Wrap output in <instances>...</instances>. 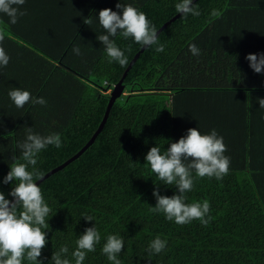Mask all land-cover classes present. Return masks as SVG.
Segmentation results:
<instances>
[{
	"label": "trees",
	"instance_id": "16d2710c",
	"mask_svg": "<svg viewBox=\"0 0 264 264\" xmlns=\"http://www.w3.org/2000/svg\"><path fill=\"white\" fill-rule=\"evenodd\" d=\"M119 2L145 13L158 31L178 14L180 0H25L20 6L25 14L15 24L0 13L5 33L0 46L10 57L0 66V192L9 201L13 185L3 179L12 157L21 155L17 144L25 140L26 127L41 136L60 135V148L48 145L37 156L35 168L44 176L88 143L110 92L145 47L93 143L37 185L51 209L48 227L42 228L47 243L37 259L52 264V255L67 246L65 258L75 264L77 239L95 225L101 239L83 264H112L102 252L108 235L123 239L121 264H264V108H258L264 72L254 73L245 59L264 54V0H196L192 5L200 15L180 14L151 47L119 34L110 37L128 58L123 67L110 61L97 40L107 34L99 11L120 14ZM89 17L92 23L86 25ZM159 44L163 52L155 51ZM191 44L199 55L189 51ZM14 88L43 97L46 104L30 100L17 108L8 95ZM231 94L222 104L219 96ZM193 128L202 135L214 129L223 137L229 171L220 180L193 172L185 203L207 200L209 223L177 225L150 209L156 206L154 190L169 198L179 193L159 180L144 158L155 146L163 153L168 142ZM86 215L92 221H85ZM157 236L166 247L150 253Z\"/></svg>",
	"mask_w": 264,
	"mask_h": 264
},
{
	"label": "clouds",
	"instance_id": "9594fccd",
	"mask_svg": "<svg viewBox=\"0 0 264 264\" xmlns=\"http://www.w3.org/2000/svg\"><path fill=\"white\" fill-rule=\"evenodd\" d=\"M25 0H0V13L9 17V23H17L18 16L25 13L20 11V6ZM120 14L111 9H103L98 13V22L107 34L100 35L97 40L103 45L110 61H116L120 66H126L128 58L125 56L115 41L110 37L119 34L124 39L132 38L135 43L151 47L158 45L159 37L157 29L151 25L146 14L140 12L131 5L116 4ZM176 12L187 17L189 14L199 16L200 12L192 5V0H180L175 5ZM86 25L92 23V17L83 21ZM5 39V33L0 30V45ZM73 52L80 54L79 47H74ZM128 50H131L129 46ZM156 52H163L164 46L159 44ZM189 51L193 55H199L200 50L195 44L189 45ZM10 57L4 48L0 46V66H7ZM250 69L256 73L264 72V54H249L245 57ZM11 101L17 108H22L30 100L34 104L45 105L43 97L33 99L30 92L14 88L8 93ZM259 107L264 108V99H259ZM26 138L18 142L17 147L21 151L19 158L13 156L9 165V172L3 179V184L12 182V188L8 195L13 199L9 201L3 192H0V264H22L27 261L32 264H42L37 258L41 256L45 247L46 232L42 228L46 225L51 209L46 204L41 188L36 181L43 177V173L35 168L38 154L48 145L60 148L61 138L58 133L41 136L33 132L32 127H26ZM169 146L163 153L157 146L152 147L145 156V163L159 180L168 185H175L178 195L172 197L161 196L158 190L152 195L156 199V206L150 207L155 213H162L168 221H174L177 225L188 224L193 220H199L207 225L209 220L205 217L210 211L207 200L201 202L185 203L184 193L191 191L193 187V172L197 177H215L223 179L228 174L230 159L224 155L226 146L223 137L218 136L213 129L209 134L202 135L198 129H188L186 136L177 142H168ZM29 166H32L31 171ZM85 221H92L90 215L84 217ZM101 236L95 225L86 228L84 233L76 241V249L72 252L75 264H83L86 253L95 251V245L99 243ZM124 247L123 239L117 235H108L103 245L102 252L112 264H121L117 258ZM166 247V241L159 236L149 244L148 251L158 254ZM69 251L67 246H62L51 257L52 264H71L65 258Z\"/></svg>",
	"mask_w": 264,
	"mask_h": 264
},
{
	"label": "water",
	"instance_id": "95a60500",
	"mask_svg": "<svg viewBox=\"0 0 264 264\" xmlns=\"http://www.w3.org/2000/svg\"><path fill=\"white\" fill-rule=\"evenodd\" d=\"M196 0H192V3L195 2ZM180 16V14L178 13L171 21L167 22L166 24H164L158 31L157 34L163 29L165 28L168 24H170L172 21H174L176 18H178ZM145 47H142L140 50V53L144 50ZM137 53L134 58L132 59V61L129 63L127 69L125 70L122 79L119 81L118 84H116L114 86V88L112 89V91L110 92V99L108 102V105L106 107V111L104 113L103 119L98 127V129L95 131V133L93 134V136L91 137V139L88 141V143L77 153L75 154L73 157H71L70 159H68L65 163H63L62 165L54 168L53 170H51L49 173H47L46 175H44L41 179H39L38 181H36L37 185L40 184L43 180H45L46 178H48L50 175L62 170L64 167H66L69 163H71L72 161L76 160L94 141V139L96 138V136L98 135V133L101 131V129L103 128L107 117L109 115L110 109L113 106L114 102L116 101V99H118L122 94H123V86H122V81L125 78L127 72L129 71V69L131 68V66L133 65V63L136 61V59L139 57V54Z\"/></svg>",
	"mask_w": 264,
	"mask_h": 264
},
{
	"label": "crops",
	"instance_id": "0c3cea01",
	"mask_svg": "<svg viewBox=\"0 0 264 264\" xmlns=\"http://www.w3.org/2000/svg\"><path fill=\"white\" fill-rule=\"evenodd\" d=\"M233 94H231V95H226V97L224 96L223 97V95H220L219 96V98H221L220 99V101L222 102V104H224V103H228V100H229V97H231ZM236 97H238V98H241L239 95H237ZM227 99V100H226ZM242 99V98H241ZM235 100V99H234ZM223 107V106H222ZM258 108H260L259 106H258ZM241 111V110H240ZM189 112H191V111H189ZM242 112H243V110H242Z\"/></svg>",
	"mask_w": 264,
	"mask_h": 264
}]
</instances>
